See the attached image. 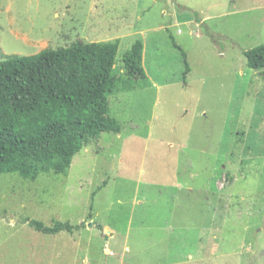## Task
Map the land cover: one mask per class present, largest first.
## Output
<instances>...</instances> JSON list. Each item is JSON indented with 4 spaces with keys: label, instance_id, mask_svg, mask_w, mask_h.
Listing matches in <instances>:
<instances>
[{
    "label": "rangeland",
    "instance_id": "374dc122",
    "mask_svg": "<svg viewBox=\"0 0 264 264\" xmlns=\"http://www.w3.org/2000/svg\"><path fill=\"white\" fill-rule=\"evenodd\" d=\"M117 38V71L143 41L152 85L111 97L121 132L67 175H0V264H264V69L245 55L264 44V0H0V60Z\"/></svg>",
    "mask_w": 264,
    "mask_h": 264
},
{
    "label": "trees",
    "instance_id": "16d2710c",
    "mask_svg": "<svg viewBox=\"0 0 264 264\" xmlns=\"http://www.w3.org/2000/svg\"><path fill=\"white\" fill-rule=\"evenodd\" d=\"M119 47V38L75 42L0 60V175L17 173L28 180L67 175L75 155L92 139L121 132V123L110 115L111 97L152 83L143 66V41L126 53L125 74L116 69ZM245 55L250 68L264 69V44ZM26 222L45 234L83 225Z\"/></svg>",
    "mask_w": 264,
    "mask_h": 264
},
{
    "label": "crops",
    "instance_id": "0c3cea01",
    "mask_svg": "<svg viewBox=\"0 0 264 264\" xmlns=\"http://www.w3.org/2000/svg\"><path fill=\"white\" fill-rule=\"evenodd\" d=\"M192 177H195V176L193 175ZM182 186H183V184H177L175 186V189L177 188L179 190L181 188H184V186L183 187ZM185 189L188 191L189 194H194L195 191H196V189L194 187L187 186V185H186ZM206 189L208 190L209 198H210V194H212V195H216L213 198H217L218 199V197L223 193V190H222V188L220 186L211 187L210 185L208 186L207 184H205L202 187H200L198 189V191L204 192ZM173 196H176V195L173 194ZM104 228H105V231H107L108 233H110V234L112 233V229L109 226H104ZM128 248L129 247L126 246V249H128ZM215 251H216L215 248L211 249V253H214ZM107 252L112 253V251L109 250V249H107ZM213 259L214 258L213 257L211 258V256H209V255L206 256V257H204V256L203 257H201V256L197 257V256H194V255H190L187 260H184V261H178V260L175 261V260H173V262H167L166 261V263H164V264H218L217 260H213Z\"/></svg>",
    "mask_w": 264,
    "mask_h": 264
}]
</instances>
